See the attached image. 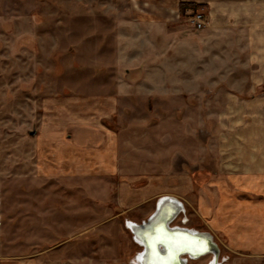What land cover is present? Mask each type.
<instances>
[{"label":"rangeland","instance_id":"obj_1","mask_svg":"<svg viewBox=\"0 0 264 264\" xmlns=\"http://www.w3.org/2000/svg\"><path fill=\"white\" fill-rule=\"evenodd\" d=\"M181 4L191 3L0 0V247L37 264H136L126 221L146 220L161 196L133 206L124 191L147 173L172 195L181 172L195 189L176 194L184 211L172 225L209 231L219 264H264V251L232 246L198 211L199 197L218 205L207 189L216 195L223 125L259 129L252 141L229 130L239 144L227 153L264 154V110L239 109L264 104V0L259 17H234L226 45L219 31L203 35L218 16ZM202 9L207 25L195 29L188 15ZM78 126L105 132L109 146L72 145Z\"/></svg>","mask_w":264,"mask_h":264},{"label":"crops","instance_id":"obj_2","mask_svg":"<svg viewBox=\"0 0 264 264\" xmlns=\"http://www.w3.org/2000/svg\"><path fill=\"white\" fill-rule=\"evenodd\" d=\"M176 1L177 5L180 3L202 5L207 9V12L209 13V16L211 18L218 16L220 23L216 24V22H214V25L206 27L203 35L206 38L207 36H213L219 31L221 40H223L225 45L226 41H232L229 40V38H231V34H234L235 30L233 29V25L230 23L235 22L234 17L260 16V9L256 7L259 0ZM245 2L250 3V5L246 8L243 7L245 6ZM253 2H255V4H253ZM224 21L226 25L222 24ZM217 26L219 28H217ZM256 32H259L260 34V28H257L255 34ZM239 109H243V114L241 115V117L247 112H249V114L257 115L258 112L264 110V104L262 102H259V100H255L251 103H248L246 106H242V108ZM236 123L237 122L232 121L230 122L229 126H227L226 124L223 125V129H226V132L224 130L220 133V141H224V144L220 142V152L223 154V157H220V161L218 164L219 169H217V167L214 168L217 172H219V178L212 181L211 184L212 189L214 190V193H216V195L213 197L211 195L212 190L210 188L207 189L208 191H210L209 198L211 199V202L213 203L216 200L215 202H217L218 205H212L211 203L207 202L206 199L204 200L199 197L198 200L200 202L198 204V211L201 216L205 217L208 220L211 218L215 219L214 221L208 222L210 228H214L215 223L218 222L221 229H223L226 234L229 233L227 234V238L228 242L230 241L232 246L235 245V247H237L235 244L237 243L238 249H240L241 247L246 249H251V247H254L257 248L258 251L262 252L264 251V243L258 242L256 245L255 240H257V233L260 232L262 235V237H260V240L261 242H264V199L258 202L250 199L247 196L255 193L264 194V154L249 151V153H244V156L242 158V153L232 154L226 152L228 151V149L230 150L235 145L239 144V140H236L234 136H232L230 139L227 138L226 134L229 130H234L237 133L236 135H238L239 133L240 137L242 136V139L250 138L248 139V141H252L251 134L257 135L259 133L258 131H256L255 133L253 132L259 129H254L256 127L242 122V120L240 121L239 126L237 125L238 123ZM189 128L190 127L188 126V129ZM250 129L252 130V132ZM181 135L183 134L181 133ZM182 137L186 138L185 135H183ZM109 140L110 138L107 134H105V132H101V130H99L98 128L91 126H78V128H74L71 133V144L81 148L93 147L94 149L99 150L100 148L102 149L105 146H109ZM252 149L256 151V146ZM186 158L190 160L189 155ZM226 168H229V170L231 171L224 170ZM152 176L153 175H149L147 173L145 174V176L141 175L137 182H144V184L139 189L133 190L129 186L126 187L124 191L125 198H128L129 200H135L133 206H136V204H145L152 198L151 196L158 195L159 193L160 194L158 195V197L170 196L181 201L180 197L176 194L183 196L184 193H190V191L192 192L195 189L194 184L189 178L188 174L177 172L175 174H172L174 180H172L173 185L171 188L175 187V189H173L174 191L171 193L174 194L168 195L162 192L164 185L168 182L165 181L164 183L162 180L157 179L151 180L149 182L147 179L149 177L151 178ZM261 196H263L264 198V195ZM181 202L183 203L184 201L182 200ZM261 217L262 220L260 219ZM259 226H261L262 228ZM240 230L244 231L241 232ZM239 232L240 235H236V233ZM7 251L8 249L0 247V264H37L36 260L34 259V255H29L28 253H11Z\"/></svg>","mask_w":264,"mask_h":264},{"label":"water","instance_id":"obj_3","mask_svg":"<svg viewBox=\"0 0 264 264\" xmlns=\"http://www.w3.org/2000/svg\"><path fill=\"white\" fill-rule=\"evenodd\" d=\"M34 133L29 132V135ZM182 211L184 206L180 200L161 196L146 220L140 223L126 221L132 240L141 247L135 257L138 264H152L153 261H159L160 264H187L188 260H196L204 255H211L208 264H219L220 249L209 231L168 226ZM156 236L163 237L167 242L154 239ZM177 242H182L184 246H177ZM201 245L204 250H201Z\"/></svg>","mask_w":264,"mask_h":264},{"label":"built area","instance_id":"obj_4","mask_svg":"<svg viewBox=\"0 0 264 264\" xmlns=\"http://www.w3.org/2000/svg\"><path fill=\"white\" fill-rule=\"evenodd\" d=\"M188 22L190 23V25H192L193 28L202 29L207 25L208 20L204 10L202 9L197 10L196 12L192 11L188 15Z\"/></svg>","mask_w":264,"mask_h":264},{"label":"snow or ice","instance_id":"obj_5","mask_svg":"<svg viewBox=\"0 0 264 264\" xmlns=\"http://www.w3.org/2000/svg\"><path fill=\"white\" fill-rule=\"evenodd\" d=\"M154 239H159L162 242H167L163 237L161 236H156ZM177 246H184V244L182 242H177ZM201 250H204L203 246L201 245ZM152 264H160L159 261H153Z\"/></svg>","mask_w":264,"mask_h":264},{"label":"trees","instance_id":"obj_6","mask_svg":"<svg viewBox=\"0 0 264 264\" xmlns=\"http://www.w3.org/2000/svg\"><path fill=\"white\" fill-rule=\"evenodd\" d=\"M195 4H181L180 5V8H181V11H184L187 7H194L195 8Z\"/></svg>","mask_w":264,"mask_h":264},{"label":"bare ground","instance_id":"obj_7","mask_svg":"<svg viewBox=\"0 0 264 264\" xmlns=\"http://www.w3.org/2000/svg\"><path fill=\"white\" fill-rule=\"evenodd\" d=\"M173 198V197H172ZM149 217V216H148ZM174 221V220H173ZM169 227H172L173 225H172V222L168 225ZM179 227H182V226H179ZM186 228V227H185ZM189 229V228H188ZM192 230H195V229H192ZM139 246V245H138ZM140 247V246H139ZM140 251H141V247H140ZM139 251V252H140ZM138 252V253H139ZM204 256H206V255H204ZM204 256H202V257H204ZM181 259H183L184 257H180ZM201 258V257H200ZM199 259V258H198ZM197 260V259H196ZM189 261V260H188ZM188 261H187V263H188ZM134 262L136 263V264H138V262L136 261V260H134ZM219 262V261H218Z\"/></svg>","mask_w":264,"mask_h":264}]
</instances>
